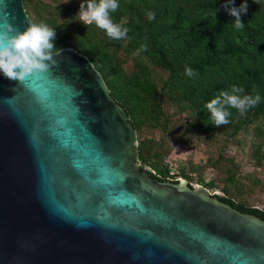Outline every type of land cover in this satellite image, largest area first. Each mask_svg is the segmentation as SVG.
<instances>
[{
    "label": "water",
    "instance_id": "95a60500",
    "mask_svg": "<svg viewBox=\"0 0 264 264\" xmlns=\"http://www.w3.org/2000/svg\"><path fill=\"white\" fill-rule=\"evenodd\" d=\"M0 0V264H264V220L155 177L103 74Z\"/></svg>",
    "mask_w": 264,
    "mask_h": 264
},
{
    "label": "trees",
    "instance_id": "16d2710c",
    "mask_svg": "<svg viewBox=\"0 0 264 264\" xmlns=\"http://www.w3.org/2000/svg\"><path fill=\"white\" fill-rule=\"evenodd\" d=\"M24 3L46 49L73 47L100 70L137 130L141 164L155 177L177 178L165 163L176 145H208L218 156L190 161L180 177L210 191L220 185L222 202L264 220V210L244 200L261 180L242 182L237 156L227 155L245 132L264 166V0ZM86 8L94 12L89 23ZM210 168L219 176L207 181Z\"/></svg>",
    "mask_w": 264,
    "mask_h": 264
},
{
    "label": "rangeland",
    "instance_id": "374dc122",
    "mask_svg": "<svg viewBox=\"0 0 264 264\" xmlns=\"http://www.w3.org/2000/svg\"><path fill=\"white\" fill-rule=\"evenodd\" d=\"M51 1V0H47ZM63 3H68L71 0H61ZM81 1V0H77ZM89 8L83 10L82 19L89 23V18H93L94 12ZM168 113L173 114L176 111L175 107L169 106L167 108ZM178 120V116H174ZM183 119V118H181ZM180 131V130H179ZM250 137L251 135L243 132L237 142H233L227 148L228 156H237L239 163V173L242 182L246 184H251L247 176L252 175L253 177L261 180L262 184L260 187L254 188L251 186L246 188V195L244 200H247L250 205L264 210V166H258L254 161L252 155L250 154ZM195 147V146H194ZM209 155L213 157L218 156V151L213 150L210 146L205 144L196 145L195 149L185 146L183 144H178L174 147L170 155L165 159V163L170 167L171 173L174 175L171 179L172 181H177L180 178V173L183 167H188V163L192 160L198 162L202 159H206ZM205 179L207 181L216 179L219 174L217 170L208 169L204 173ZM192 184H199L197 181H193ZM220 185L216 189L211 190L212 195L221 194L224 196Z\"/></svg>",
    "mask_w": 264,
    "mask_h": 264
},
{
    "label": "built area",
    "instance_id": "2783aa9c",
    "mask_svg": "<svg viewBox=\"0 0 264 264\" xmlns=\"http://www.w3.org/2000/svg\"><path fill=\"white\" fill-rule=\"evenodd\" d=\"M92 12V11H91ZM90 20H89V22L92 20V18H89ZM88 23V22H87Z\"/></svg>",
    "mask_w": 264,
    "mask_h": 264
}]
</instances>
